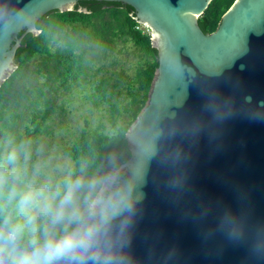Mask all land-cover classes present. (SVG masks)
I'll use <instances>...</instances> for the list:
<instances>
[{
  "label": "water",
  "instance_id": "obj_1",
  "mask_svg": "<svg viewBox=\"0 0 264 264\" xmlns=\"http://www.w3.org/2000/svg\"><path fill=\"white\" fill-rule=\"evenodd\" d=\"M78 1L0 0V87L23 35ZM105 1L136 10L159 64L131 156L95 196L120 214L100 258L77 264H264V0H235L209 33L198 17L211 0Z\"/></svg>",
  "mask_w": 264,
  "mask_h": 264
},
{
  "label": "rangeland",
  "instance_id": "obj_2",
  "mask_svg": "<svg viewBox=\"0 0 264 264\" xmlns=\"http://www.w3.org/2000/svg\"><path fill=\"white\" fill-rule=\"evenodd\" d=\"M97 26L74 29L56 23L52 50H64L74 42L79 67L76 74H71L64 83L56 60L37 55L15 82L14 93L5 109L4 123L9 129L0 121V156L15 158L7 167L26 163L31 173L39 166L41 180H50L53 192L74 165L63 151L65 146L79 138L84 129L106 133L114 130L115 111L109 102L103 101L104 95L98 104L93 103L94 86L109 79L108 85H113L108 87L112 101L124 112V108L131 106L128 82L145 61L144 53L128 36L112 34L111 29L104 34L97 33L99 23ZM34 114L39 120L37 125L32 122ZM125 118L126 114H118L117 122ZM41 215L37 211L36 217Z\"/></svg>",
  "mask_w": 264,
  "mask_h": 264
},
{
  "label": "trees",
  "instance_id": "obj_3",
  "mask_svg": "<svg viewBox=\"0 0 264 264\" xmlns=\"http://www.w3.org/2000/svg\"><path fill=\"white\" fill-rule=\"evenodd\" d=\"M234 1L211 0L205 11L198 17L199 25L203 31L206 33L214 31L221 22L222 15ZM107 15L110 16L109 19H107ZM56 23L68 25L74 29H80L81 26L97 28V23H99L100 28L96 31L97 33L102 32L104 34L111 29L112 34L126 35L145 55L144 63L138 68L136 75L128 82L127 93L131 97V106L124 108V112L112 101L111 90L109 91L108 89L110 86L108 85L109 79L102 80L94 86V91L91 94L93 103L98 104L102 98L101 95H104L103 101L109 102L115 111V115L112 118L113 132H90L84 129L79 138L66 145L63 149L64 153L73 160L74 165L69 176L61 178L58 184H61L68 177L81 181V190L78 192L77 199L72 207L84 211L86 202L96 196L103 182L115 173L131 156L126 133L148 98L155 70L159 64L158 49L152 44L151 32L136 17V10L124 2L79 0L70 10L60 11L55 9L47 12L36 22L37 28L41 29L39 34L27 32L23 35L21 44L15 54V62L19 66L0 87V121H3L6 128H8V125L4 123L6 121L5 109L11 95L14 93L15 82L22 75L24 67L37 55H47L56 60L64 83L67 82V78L71 74H76L79 68L76 52L73 50L74 42H71V45L64 50L56 52L52 50L51 45L57 32ZM23 33L21 32L20 35ZM123 113L126 114L127 118L118 123L117 116ZM32 122L34 125L39 123L36 114L33 115ZM10 157L12 156H0V161L6 162ZM11 164H7V166ZM122 176L123 174L119 173L117 179ZM106 194L107 192L104 193V196ZM61 199L62 196L52 200V210L47 217L41 215L36 218V227L41 240L47 234L59 236L63 234V230L66 227L72 230L77 226L75 223L70 224L67 218L59 224L52 223L53 216L60 210ZM65 211L70 212L72 208H68ZM2 226L3 224L0 222V227ZM19 243L22 247H27V236L22 238Z\"/></svg>",
  "mask_w": 264,
  "mask_h": 264
},
{
  "label": "clouds",
  "instance_id": "obj_4",
  "mask_svg": "<svg viewBox=\"0 0 264 264\" xmlns=\"http://www.w3.org/2000/svg\"><path fill=\"white\" fill-rule=\"evenodd\" d=\"M14 157L0 162V264H63L99 259V240L111 221L120 214V207L112 197L90 198L85 210L72 207L82 184L71 177L52 191L51 181L41 180V169L37 166L29 173L26 163L10 169ZM116 194H113L115 196ZM62 196L60 210L53 216L52 223L59 224L66 218L77 227L63 234H47L43 240L38 235L36 213L45 217L52 210L51 200ZM72 208V211L65 210ZM27 236V247L16 245ZM15 242V243H14Z\"/></svg>",
  "mask_w": 264,
  "mask_h": 264
}]
</instances>
